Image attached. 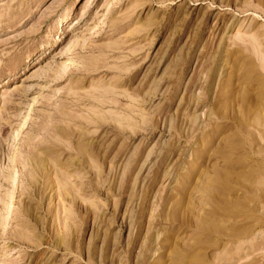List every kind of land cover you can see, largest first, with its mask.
I'll return each instance as SVG.
<instances>
[{"label": "rangeland", "instance_id": "1", "mask_svg": "<svg viewBox=\"0 0 264 264\" xmlns=\"http://www.w3.org/2000/svg\"><path fill=\"white\" fill-rule=\"evenodd\" d=\"M0 264H264V0H0Z\"/></svg>", "mask_w": 264, "mask_h": 264}]
</instances>
